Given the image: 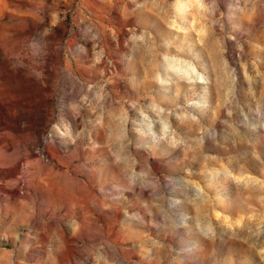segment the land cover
Wrapping results in <instances>:
<instances>
[{
	"label": "rangeland",
	"instance_id": "rangeland-1",
	"mask_svg": "<svg viewBox=\"0 0 264 264\" xmlns=\"http://www.w3.org/2000/svg\"><path fill=\"white\" fill-rule=\"evenodd\" d=\"M0 264H264V0H0Z\"/></svg>",
	"mask_w": 264,
	"mask_h": 264
},
{
	"label": "bare ground",
	"instance_id": "bare-ground-1",
	"mask_svg": "<svg viewBox=\"0 0 264 264\" xmlns=\"http://www.w3.org/2000/svg\"><path fill=\"white\" fill-rule=\"evenodd\" d=\"M5 162V161H4ZM6 163V162H5Z\"/></svg>",
	"mask_w": 264,
	"mask_h": 264
}]
</instances>
